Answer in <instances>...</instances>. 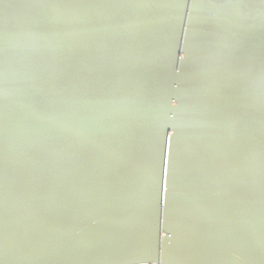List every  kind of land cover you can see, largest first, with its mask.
<instances>
[{
    "label": "water",
    "instance_id": "1",
    "mask_svg": "<svg viewBox=\"0 0 264 264\" xmlns=\"http://www.w3.org/2000/svg\"><path fill=\"white\" fill-rule=\"evenodd\" d=\"M215 5L0 0V175L16 170L21 178L13 186L25 195H11L2 181L0 194L33 212L60 250L54 238L69 237L70 248L83 252L84 239L93 237L109 245L99 255L105 264L113 255L105 235L84 234L67 217L35 210L29 200L34 190L61 194L63 209L91 212L104 225L120 210L116 235L127 252L119 222L144 214L149 226L139 233L148 232L151 249L144 264H188L190 237L211 230L201 212L226 215L234 203L230 196L206 193L204 207L191 213L190 175L212 167L214 177L264 180V4ZM219 41L235 43L242 59L222 63ZM239 70L244 80L227 89L226 105L219 104L223 77ZM68 166L81 171L73 184L85 193L110 191L107 218L73 201L69 189L39 184H68L59 177ZM122 183L127 190L148 186L143 211L120 202L115 189ZM228 222L231 238L205 264H224L233 256L238 264H264V213L252 218L248 235ZM8 244L0 234V249ZM65 253L68 264H87L71 262ZM9 260L16 264L12 255L2 256L0 264Z\"/></svg>",
    "mask_w": 264,
    "mask_h": 264
},
{
    "label": "rangeland",
    "instance_id": "2",
    "mask_svg": "<svg viewBox=\"0 0 264 264\" xmlns=\"http://www.w3.org/2000/svg\"><path fill=\"white\" fill-rule=\"evenodd\" d=\"M20 178L16 170L4 171L3 174L0 175V181L6 184L7 191L15 197L21 196L18 199H23L25 194L17 190L16 186H13V184L16 185L15 183ZM122 184L125 185L115 189L116 192L120 193V197H118L120 202L128 201L130 203L127 210L143 211L150 199L146 194L148 186L146 187V185L140 183L133 185L131 190H127V183ZM43 186L48 187L46 185ZM214 191L213 189V192ZM221 195L232 197L230 194L221 193ZM29 200L35 210H45L46 212L57 214L58 216L67 217L71 220L74 228L80 229L84 234H93V232L105 234V237L110 240L112 254L115 253L107 257V264H130V261L131 264H144L143 260L151 255V249L147 239V235H149L148 232L147 235L146 233H139V230L141 231V228L145 227V224L148 225V223L144 221V214L130 218L123 217L119 222V235L128 248L127 252L116 235V221L118 219L116 215H120V210H116L115 216L110 224L104 225L97 221L91 212V214H80L76 207H74V209L73 207L71 209H63L60 205L62 204L60 201L65 200L61 194L56 195L54 192L48 190H34L29 194ZM230 208L231 207H227L225 209L228 218L223 211L210 212L208 210H203L201 212L200 215L203 217L205 226H210L211 230L209 233L205 234V237L203 236L204 238L201 237V231H204V229L194 233L190 237V260L188 264H205L206 260H210L215 256L217 251H219L220 242L223 239L231 238L230 234L232 233V227L228 222ZM2 209H4V211H1ZM255 210L252 204H249L246 208L244 216L249 218L247 221L250 222V225L247 231L243 232L245 235H248L250 232L253 224L252 218L258 214ZM0 215V234L5 236L9 241L7 247H1L0 258L5 255H12L16 264H57L58 262V264H68L69 260L66 253L60 250L58 244L50 240L49 237H46L43 230L39 229L38 219L33 212L22 210L14 206L10 198L4 196V194H0ZM141 218L143 219L142 221L139 220ZM126 227L136 230V232L130 235V238L123 237L122 230ZM113 247L115 248L113 249ZM238 262V257L233 256L226 260L224 264H238ZM7 264L14 263L12 260H9ZM148 264H151V262L149 261Z\"/></svg>",
    "mask_w": 264,
    "mask_h": 264
},
{
    "label": "bare ground",
    "instance_id": "3",
    "mask_svg": "<svg viewBox=\"0 0 264 264\" xmlns=\"http://www.w3.org/2000/svg\"><path fill=\"white\" fill-rule=\"evenodd\" d=\"M212 171L213 168L209 167L208 171L206 172L198 171L190 175V179L193 183V202L190 208L191 213L197 212L202 207H204L203 201L204 195L206 193L212 195H221V193L230 194L233 197L232 199L234 203L230 208L229 221L232 226L237 230H242L243 232H246L247 228L250 225V222L247 221V219L249 218L247 216H244L247 206L249 204H252L256 209V213H264V180H249L244 175H231L229 173H224L221 176L214 177ZM79 176H81V171L78 168L68 166L62 168L59 171V177L61 179H66L68 181V184L64 185L60 182L59 184L53 182H44L39 184L46 185L49 188L63 187L66 190L69 189L70 193L72 194L71 197L73 201L80 204H84L86 206H90L94 209H98L99 215L104 218H107L110 215L112 209L108 201V192L110 191L108 189H104L94 192L89 191L88 193H85L83 190V186L80 187L77 184H73L75 178ZM89 183L102 184L103 182L92 181ZM213 189L215 190L214 192ZM19 197L21 196H17L16 198ZM134 232H136V230L129 227H126L122 230L123 237L125 238H130V235H132ZM70 238L72 239L71 236ZM54 240L59 242L61 248L70 255L71 262L73 260L78 259L79 261H82L87 264H105L104 259H102L99 255L101 250H104V248H108L109 245H107L108 243L106 241H100V239L98 238L88 237L87 239H84V251L79 252L70 248L69 245H71V243L69 241V237L65 239L54 238ZM114 248L115 247H113V249Z\"/></svg>",
    "mask_w": 264,
    "mask_h": 264
},
{
    "label": "snow or ice",
    "instance_id": "4",
    "mask_svg": "<svg viewBox=\"0 0 264 264\" xmlns=\"http://www.w3.org/2000/svg\"><path fill=\"white\" fill-rule=\"evenodd\" d=\"M202 0H192V4L194 7L198 6ZM223 4L230 8H240L245 0H222ZM261 4H264V0H260ZM211 6L215 7V0H210ZM218 48L220 52L221 62H227L235 60L239 62L242 59V53H238L237 45L230 41H219ZM245 78V73L243 70H239L235 73H232L228 76L223 77L224 79V91H222L221 95L218 98V103L221 105H226L229 102V94L227 89L233 86V83L242 82Z\"/></svg>",
    "mask_w": 264,
    "mask_h": 264
}]
</instances>
